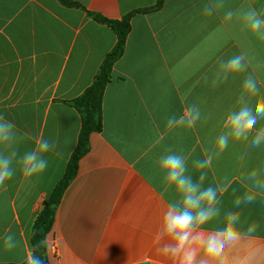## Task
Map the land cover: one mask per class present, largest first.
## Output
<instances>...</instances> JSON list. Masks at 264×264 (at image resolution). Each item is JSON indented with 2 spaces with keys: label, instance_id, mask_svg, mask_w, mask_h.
<instances>
[{
  "label": "crops",
  "instance_id": "0c3cea01",
  "mask_svg": "<svg viewBox=\"0 0 264 264\" xmlns=\"http://www.w3.org/2000/svg\"><path fill=\"white\" fill-rule=\"evenodd\" d=\"M71 1L81 7L60 0H0V115L20 133H42L57 145L46 154L49 164L38 178L25 181L17 166L0 188V264L26 262L32 227L78 144L81 116L67 102L92 85L116 44L115 33L86 11L120 20L158 2ZM207 3L164 0L162 9L132 17L124 56L105 91L103 130L91 134L90 151L57 208L49 264H170L154 239L173 195L163 191L157 161L168 149L182 151L193 171L192 161L214 148L226 115L238 107L243 80L253 70L213 88L218 62L242 51L255 57L254 64L264 60V40L242 30L236 20L223 21L228 8L247 4L260 10L264 0H224L225 9L210 17L203 15ZM255 75L264 91V67ZM193 104L202 113L194 128H166L171 114H182ZM161 135L164 139L156 143ZM34 146L25 137L16 147L23 155ZM254 168L264 171V145L253 149L248 142H230L206 170V184L222 183L224 177L232 181L222 208L240 211L245 229L258 225L232 253L240 264H264V195L239 209L233 203L250 186L245 177ZM9 233L18 241L12 250L3 243Z\"/></svg>",
  "mask_w": 264,
  "mask_h": 264
},
{
  "label": "clouds",
  "instance_id": "9594fccd",
  "mask_svg": "<svg viewBox=\"0 0 264 264\" xmlns=\"http://www.w3.org/2000/svg\"><path fill=\"white\" fill-rule=\"evenodd\" d=\"M222 9H225L224 0H209L204 6L203 15L210 17ZM233 20L240 23L242 30L264 40V9L257 10L247 4L237 9L228 8L224 11L223 21L231 23ZM254 61V56L242 51L218 62L217 72L211 81L213 88L226 82L229 77L246 73L250 67L253 70L245 76L236 100L238 107L226 115L214 148L205 150L203 158L192 161L193 171H189V157L182 151L168 149L157 161L163 191H171L173 195L162 212L154 239L157 251L170 264H240L239 258L233 257L232 253L245 238L257 231L255 222L244 228L240 211L222 208L223 196L232 185L228 177H224L222 183H205L208 177L206 170L212 167L213 160L224 153L230 142H248L253 149L264 145V124L261 123L264 121V91L255 75L257 68L264 67V60L255 64ZM210 115L204 116V119L207 120ZM201 118L199 106L193 104L184 108L182 114H171L166 128L192 129ZM25 137L34 140L35 146L20 155L16 146ZM163 139V135L159 136L156 143ZM56 146L55 141L46 139L42 133L35 137L26 132L20 133L14 122L0 115V148L3 149L0 151V188L14 177L17 166L25 181L38 178L48 167L46 154ZM246 155L247 152L243 153L239 159L243 160ZM245 179L250 186L242 195L235 197V209L252 204L258 195H264V171L254 168ZM213 224L217 226L210 227ZM3 243L7 250L15 249L18 245L14 233L7 234ZM54 246L55 237L51 234L45 236L26 249V264H49L37 254V249L51 250Z\"/></svg>",
  "mask_w": 264,
  "mask_h": 264
},
{
  "label": "trees",
  "instance_id": "16d2710c",
  "mask_svg": "<svg viewBox=\"0 0 264 264\" xmlns=\"http://www.w3.org/2000/svg\"><path fill=\"white\" fill-rule=\"evenodd\" d=\"M68 7H81L71 0H60ZM164 0H158L157 4L150 8L136 10L120 20H109L103 16L86 11L88 16L99 24L108 26L116 35L117 41L114 48L106 55L92 85L85 92L67 102L81 116V130L78 144L66 167L65 174L56 185L53 192L44 202V207L37 217L30 236L31 247L47 236L53 228L56 211L62 200L64 192L76 178L80 160L90 151V136L103 130L104 123V95L110 83L116 63L124 56L128 36L132 30L131 20L137 13L149 14L162 9ZM37 254L49 262L46 248L37 249ZM23 264H26L23 263Z\"/></svg>",
  "mask_w": 264,
  "mask_h": 264
}]
</instances>
